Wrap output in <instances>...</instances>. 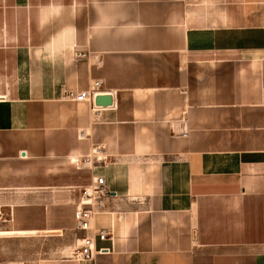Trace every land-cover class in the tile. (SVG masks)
I'll return each instance as SVG.
<instances>
[{
    "label": "crops",
    "instance_id": "obj_1",
    "mask_svg": "<svg viewBox=\"0 0 264 264\" xmlns=\"http://www.w3.org/2000/svg\"><path fill=\"white\" fill-rule=\"evenodd\" d=\"M11 9L9 27L37 39L15 52L0 133L29 131L36 108L97 81L115 106L85 103L80 128L94 130L95 118L146 132L113 136L112 160L144 157L150 172L135 184L122 171L106 176L115 196L93 230L110 232L95 239L110 253L76 263L264 264V0H11ZM79 52L86 58L74 60Z\"/></svg>",
    "mask_w": 264,
    "mask_h": 264
},
{
    "label": "rangeland",
    "instance_id": "obj_2",
    "mask_svg": "<svg viewBox=\"0 0 264 264\" xmlns=\"http://www.w3.org/2000/svg\"><path fill=\"white\" fill-rule=\"evenodd\" d=\"M16 24L11 0H0V95L13 80L16 50L20 45L32 47L37 39L35 34L9 27ZM73 58L80 61L86 55L74 53ZM69 91L76 92L66 90L59 100L36 108L29 131L0 133V264L83 262L73 256L83 237L77 212L90 200L96 209L95 179L108 175L116 181L117 171L123 172L126 183L148 178L151 161L144 157L114 161L107 152L114 135L126 141L130 131L137 136L146 132L112 130L95 118L89 119L94 130L80 128L81 114L89 103L71 100ZM137 104L139 108L146 103L139 100ZM113 147L128 151L134 146ZM75 149L83 154L72 161ZM43 232L58 234L43 236Z\"/></svg>",
    "mask_w": 264,
    "mask_h": 264
},
{
    "label": "built area",
    "instance_id": "obj_3",
    "mask_svg": "<svg viewBox=\"0 0 264 264\" xmlns=\"http://www.w3.org/2000/svg\"><path fill=\"white\" fill-rule=\"evenodd\" d=\"M102 92V82H95L92 87L88 90L81 92L69 91L68 96L71 100L82 103L88 102L93 105L94 95ZM94 111L98 110L94 107ZM182 135L184 137L188 136V131L183 130ZM94 191L99 194V199L97 200L96 209L99 210L104 206V200L115 196L113 192L109 190L107 179L104 176H99L94 181ZM91 200L87 202V207L80 208L77 212V219L79 221L80 230L83 232L84 236L82 237L80 244L77 249L74 251L73 256L81 261H94L96 255H105L110 253L109 249H99L95 248V239L99 238L101 241H106L111 239V234L108 230H93L94 218L97 214V210L91 205Z\"/></svg>",
    "mask_w": 264,
    "mask_h": 264
},
{
    "label": "water",
    "instance_id": "obj_4",
    "mask_svg": "<svg viewBox=\"0 0 264 264\" xmlns=\"http://www.w3.org/2000/svg\"><path fill=\"white\" fill-rule=\"evenodd\" d=\"M2 99V98H1ZM93 105L95 108H113L115 106V98L112 93H98L94 95ZM58 232H43V236H51Z\"/></svg>",
    "mask_w": 264,
    "mask_h": 264
},
{
    "label": "bare ground",
    "instance_id": "obj_5",
    "mask_svg": "<svg viewBox=\"0 0 264 264\" xmlns=\"http://www.w3.org/2000/svg\"><path fill=\"white\" fill-rule=\"evenodd\" d=\"M0 100H2V99H0ZM93 156H94V155H93ZM96 156H97V155H96ZM76 158H77V157H73V158H72V161H76ZM101 158H102V157H101ZM102 160H103V159H102ZM74 163H75V162H74Z\"/></svg>",
    "mask_w": 264,
    "mask_h": 264
}]
</instances>
